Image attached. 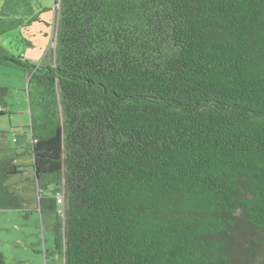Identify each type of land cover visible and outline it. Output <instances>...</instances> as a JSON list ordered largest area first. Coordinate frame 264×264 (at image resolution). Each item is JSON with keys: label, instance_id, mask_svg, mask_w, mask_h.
<instances>
[{"label": "trees", "instance_id": "16d2710c", "mask_svg": "<svg viewBox=\"0 0 264 264\" xmlns=\"http://www.w3.org/2000/svg\"><path fill=\"white\" fill-rule=\"evenodd\" d=\"M47 9L0 0V35ZM55 10L52 59L0 43V65L28 77L38 191L9 183L25 169L0 157V210L57 213L65 264H264V0Z\"/></svg>", "mask_w": 264, "mask_h": 264}, {"label": "rangeland", "instance_id": "374dc122", "mask_svg": "<svg viewBox=\"0 0 264 264\" xmlns=\"http://www.w3.org/2000/svg\"><path fill=\"white\" fill-rule=\"evenodd\" d=\"M36 11L42 21H33L13 37L0 35V43L15 54H22L31 62L39 63L49 53L54 57L58 22L55 0H34ZM16 34V32H15ZM48 59V62H50ZM0 84L9 88L6 96L7 113L0 115V157H14L25 169L9 178L11 183L25 197L36 199L37 189L32 185L34 178L31 151L30 106L28 99V77L15 66L0 65ZM27 210H0V252L8 264H65L64 254L55 250V223L58 214L41 213L37 202H29ZM61 215V214H59Z\"/></svg>", "mask_w": 264, "mask_h": 264}, {"label": "built area", "instance_id": "2783aa9c", "mask_svg": "<svg viewBox=\"0 0 264 264\" xmlns=\"http://www.w3.org/2000/svg\"><path fill=\"white\" fill-rule=\"evenodd\" d=\"M58 202L63 204L64 203V198H63V195L62 194H59L58 195Z\"/></svg>", "mask_w": 264, "mask_h": 264}, {"label": "water", "instance_id": "95a60500", "mask_svg": "<svg viewBox=\"0 0 264 264\" xmlns=\"http://www.w3.org/2000/svg\"><path fill=\"white\" fill-rule=\"evenodd\" d=\"M57 1H58V0H55V7H56V5H57Z\"/></svg>", "mask_w": 264, "mask_h": 264}]
</instances>
